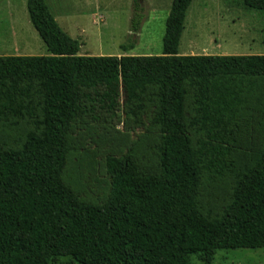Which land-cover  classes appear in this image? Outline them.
I'll return each instance as SVG.
<instances>
[{
	"label": "trees",
	"instance_id": "1",
	"mask_svg": "<svg viewBox=\"0 0 264 264\" xmlns=\"http://www.w3.org/2000/svg\"><path fill=\"white\" fill-rule=\"evenodd\" d=\"M193 0H173L158 56H81L45 0H26L46 56H0V124L23 122L0 146V264H212L221 250L264 249V149L238 173L231 201L214 218L199 211L204 174L220 176L238 117L264 81V55L181 56ZM264 13V0H241ZM131 32L141 25L134 2ZM264 36V18L262 23ZM133 50L131 44L122 46ZM159 133V172L130 155L107 156L110 187L100 206L63 182L72 123L95 109ZM264 136V114L257 124Z\"/></svg>",
	"mask_w": 264,
	"mask_h": 264
},
{
	"label": "rangeland",
	"instance_id": "2",
	"mask_svg": "<svg viewBox=\"0 0 264 264\" xmlns=\"http://www.w3.org/2000/svg\"><path fill=\"white\" fill-rule=\"evenodd\" d=\"M141 7V25L131 32L134 2ZM173 0H45L55 21L79 43L81 56H158L162 54L165 21ZM264 13L245 8L241 0H193L187 11L178 54L181 56L264 55ZM133 45L124 52L123 45ZM47 49L30 23L26 0H0V56H46ZM95 109L75 120L67 135L70 153L63 182L83 203H105L110 180L107 156L130 154L141 171L159 172V133L141 128L124 115ZM264 114V81L238 117V135L220 176L203 175L199 211L210 218L222 215L231 201L238 173L251 168L264 149L257 124ZM27 132L23 122L0 124V146H14ZM50 264H76L60 255ZM190 264H201L192 257ZM212 264H264L262 250H221Z\"/></svg>",
	"mask_w": 264,
	"mask_h": 264
}]
</instances>
